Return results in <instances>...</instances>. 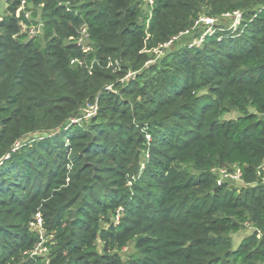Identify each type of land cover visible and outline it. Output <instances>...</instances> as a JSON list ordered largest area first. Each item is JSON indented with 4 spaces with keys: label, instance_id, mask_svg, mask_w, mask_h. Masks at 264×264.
Listing matches in <instances>:
<instances>
[{
    "label": "trees",
    "instance_id": "1",
    "mask_svg": "<svg viewBox=\"0 0 264 264\" xmlns=\"http://www.w3.org/2000/svg\"><path fill=\"white\" fill-rule=\"evenodd\" d=\"M8 1L10 16L0 21V264H30L15 262L20 246L3 242L34 240L24 223L37 208L54 232L51 264H264V184L241 196L213 175L238 167L243 183L264 177V122L255 114L264 113V0H153L150 15L144 0H25L40 7L42 24L27 41L24 17H15L21 0ZM234 11L242 14L237 37L214 32L200 47L163 48L201 18ZM83 26L87 52L75 44ZM155 49L162 55L143 69ZM128 71L134 76L117 83ZM201 90L211 96L200 99ZM94 103L95 117L72 123ZM229 111L238 115L222 120ZM14 208L26 209L18 222ZM245 222L261 237L233 248L230 235ZM132 244L121 262L117 254Z\"/></svg>",
    "mask_w": 264,
    "mask_h": 264
},
{
    "label": "rangeland",
    "instance_id": "2",
    "mask_svg": "<svg viewBox=\"0 0 264 264\" xmlns=\"http://www.w3.org/2000/svg\"><path fill=\"white\" fill-rule=\"evenodd\" d=\"M18 6L19 4L17 5V7ZM28 8H30L32 12L36 11L37 18L41 21L40 7L35 6L33 4H29ZM9 13L10 11L6 9L5 0H0V21H3L6 16H10ZM234 23L235 22H234L233 17L224 16V15H220L219 17L214 18L212 22H205V20L203 22L202 21L196 22L193 24V26L191 27L188 33L178 34L174 42L166 44L165 47L163 48L168 49V50H171V49L176 50L183 46H186L188 49H191L192 47H198V46L200 47L202 45L204 37L207 36L206 34L211 35L213 32L223 33L225 31V32H228L230 35H232V37H237L238 35L241 34V31L240 29H238V25L236 26V28H234ZM202 38L203 40L201 41ZM225 38L227 37H224V39ZM153 52L155 55L154 58H149L143 64V67H142L143 69L148 68L150 65L154 64L163 53L162 51L158 49L153 50ZM111 66H114L112 72L119 71V68H118L119 66L116 62L109 61L106 67H111ZM133 76H134V73L131 71H128L127 73L122 74L121 77H119L117 83H119L120 85H123L127 82L129 78H132ZM110 88L111 86L106 87V89H110ZM208 95L211 96V93H209L207 90H201L200 92L197 93V97H200V99H204V100L207 98ZM247 110L250 112H254L251 108H248ZM97 111H98V105H97ZM84 114H85V111L81 110L78 116L72 120V123L77 124L79 126H83L91 118L95 117L97 112L90 118L84 117ZM255 114L258 119L264 122V113H255ZM237 115L238 113L236 111H229L228 113H225L221 117V119L222 120L232 119V118H235ZM39 137H40L39 135L25 137L21 142L14 144L15 149L19 148L20 143H25L27 141L28 143H31L33 141V138H39ZM145 139L149 141L151 140V136L149 134H145ZM64 143L68 144V141H64ZM147 155H148L147 153L141 155L142 162H144L148 158ZM143 168H144L143 164H141L140 169L142 170ZM65 169H66V174L70 173V165H66ZM218 173L219 172H217L216 170H213V175L215 176L216 184L218 186L225 185V187H227L229 191H234L237 195L239 194L241 196H243L244 193L250 187L257 186L258 184H262V185L264 184V177H262V180L260 182L252 183V184L243 183V181L242 182L234 181V180H231L230 178L226 179L223 177L221 178L222 179L221 183L218 184L217 183V180L219 179ZM138 176L135 177L134 180L137 179ZM45 180H46V177L44 178V181ZM50 180H54V179L50 178ZM65 182L66 183L68 182V178L65 179ZM38 209L39 208H37L36 211L30 215L27 214L26 217L28 215L29 216L27 217V221L24 223L25 227H27L28 233L34 235L35 237L34 240H32L30 235H28V237L23 241H20L19 238H16L15 241H13V238H11V240H8V243H5V241L3 242V247L4 249H7V250H10L12 247L17 248L18 246H20V248L17 250V254L19 255H16L17 259L15 260V262L17 263H21L24 261L29 262L30 264H37L38 262L40 264H51L52 263L51 260L53 258V255L51 254L52 252L51 247L55 244L54 232L48 231V229L44 227L42 215ZM14 211L17 214V219L15 220V222H18V220H20L21 214H26V209H23V208H14ZM120 213H121V208H118L116 209V215L114 217L110 213L108 217L111 221L113 220L114 222H118ZM38 216L42 219L41 225H39L35 221V219ZM99 225L105 226V223L103 221H100ZM255 233H257L256 237H257V240H259L261 237L260 231L257 230L255 227H253L250 223L245 222L243 224V228L240 231L230 235L232 247L235 248L239 246L241 241L245 237L249 235H253ZM96 242H99V241H96ZM134 253H135V249H134V245L132 244L128 248L122 249L121 252H119L117 255L120 258L121 262H126V260H129V258L132 257ZM11 262H14V260H11Z\"/></svg>",
    "mask_w": 264,
    "mask_h": 264
},
{
    "label": "built area",
    "instance_id": "3",
    "mask_svg": "<svg viewBox=\"0 0 264 264\" xmlns=\"http://www.w3.org/2000/svg\"><path fill=\"white\" fill-rule=\"evenodd\" d=\"M144 1H145L146 6L149 7L148 13L150 15V12H151L150 8L153 6V0H144ZM5 2H6V9L9 10V1L5 0ZM29 4H31V3H28L25 0H21V2L19 3V6L15 10V12H16L15 17L16 18H20L21 16L24 17V20L20 21V28H21V33L25 34V41L36 37L39 33H41V29H42L41 21L37 17L35 20H33L32 10L30 8H28ZM64 6L66 7L67 3H65ZM223 15L224 16H230V17L234 18V22H235L234 28H236V26L239 25V22H240L241 17H242L241 12H239V11H234L232 14H223ZM204 20H205V22H212L214 20V18L204 17V18H201L200 20H198L197 22H199V21L203 22ZM188 32H189V30H185V31L181 32V34H185ZM206 35H208V34H206ZM86 38H87V29L85 26H83L80 28L79 36L75 41V44L78 47H80L83 52H87L90 49L86 45ZM176 38L177 37L173 38V40H176ZM202 40H203V38L201 39V41ZM70 63L72 65H79V66L83 65V62L80 61L79 59H73V60H71ZM84 111H85L84 117H86V118L92 117L97 112V104L94 103V104L88 105L86 107V109H84ZM74 122H76V121H74ZM216 171L219 172L218 173L219 179L217 180L218 184L221 183V180H222L221 178H223V177L226 179L230 178L231 180L242 182V180H241L242 173L238 167H234L232 169L223 168V169H218ZM35 221L39 225H41V223H42V219L39 216L35 219Z\"/></svg>",
    "mask_w": 264,
    "mask_h": 264
}]
</instances>
